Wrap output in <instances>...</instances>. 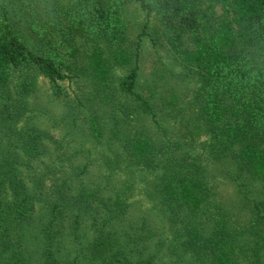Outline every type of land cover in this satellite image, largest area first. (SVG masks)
I'll return each mask as SVG.
<instances>
[{"label":"trees","instance_id":"obj_1","mask_svg":"<svg viewBox=\"0 0 264 264\" xmlns=\"http://www.w3.org/2000/svg\"><path fill=\"white\" fill-rule=\"evenodd\" d=\"M0 264H264V0H0Z\"/></svg>","mask_w":264,"mask_h":264},{"label":"rangeland","instance_id":"obj_2","mask_svg":"<svg viewBox=\"0 0 264 264\" xmlns=\"http://www.w3.org/2000/svg\"><path fill=\"white\" fill-rule=\"evenodd\" d=\"M126 16L129 20V41L133 43L135 40L138 39V35L143 29V25L146 22V16L145 13L137 7V5L130 6L126 11ZM140 67V75L142 79L141 83L143 85H146L147 87L157 89L160 92L163 90L166 91L173 89L175 94L178 95H188L194 88V77H189L187 78V80L177 81V76L181 75V73L184 74L183 68L177 63L176 59L172 56V52L170 51V49L166 45L162 44L159 38L156 40V42H153L151 36L148 34L142 37ZM171 73L176 74L175 79L177 80L172 79V81H167V79L161 78L166 77L164 76L165 74L167 75ZM119 74H122V71H120ZM176 82H180V85H178ZM158 87L163 90L158 89ZM49 93L50 89L47 80L41 78L40 90L34 95L35 104H37L40 99H44L43 102H45L46 97H48ZM160 106L162 107V109L166 110L165 105L161 104ZM166 115L167 110L164 116ZM166 123L170 127V136L173 138L182 139V132L179 129H176V126L174 127V125H170L175 123L173 113H171V116H167ZM220 180L221 178L218 177L216 183H218ZM226 188L227 186L224 185L221 187V190L225 191ZM142 192L143 194L146 193L143 187L139 193ZM141 198L144 199L145 196H142Z\"/></svg>","mask_w":264,"mask_h":264}]
</instances>
